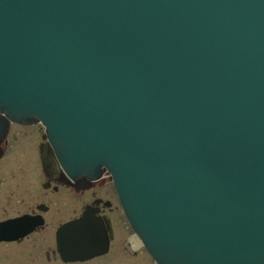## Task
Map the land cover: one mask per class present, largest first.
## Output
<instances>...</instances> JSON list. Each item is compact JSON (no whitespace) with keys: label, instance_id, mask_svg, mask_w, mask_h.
Wrapping results in <instances>:
<instances>
[{"label":"water","instance_id":"obj_1","mask_svg":"<svg viewBox=\"0 0 264 264\" xmlns=\"http://www.w3.org/2000/svg\"><path fill=\"white\" fill-rule=\"evenodd\" d=\"M6 120L106 168L158 264H264V0H0Z\"/></svg>","mask_w":264,"mask_h":264},{"label":"flooded vegetation","instance_id":"obj_2","mask_svg":"<svg viewBox=\"0 0 264 264\" xmlns=\"http://www.w3.org/2000/svg\"><path fill=\"white\" fill-rule=\"evenodd\" d=\"M43 137L38 124L12 123L0 142V264H154L121 214L107 176L86 189L65 187ZM9 154L30 155L34 165L25 170ZM26 176L34 188L17 182ZM69 221L78 230L73 259L62 254L63 242L56 244L57 229Z\"/></svg>","mask_w":264,"mask_h":264},{"label":"rangeland","instance_id":"obj_3","mask_svg":"<svg viewBox=\"0 0 264 264\" xmlns=\"http://www.w3.org/2000/svg\"><path fill=\"white\" fill-rule=\"evenodd\" d=\"M24 151H25V149H24ZM29 152V154H31V151H28ZM11 154V153H10ZM8 155V157H9V159H11L15 164H19L20 165V163L22 164V167L25 169V170H28L29 168H31V165L33 164V161L32 160H34L30 155H27V156H22V155H20V156H17L16 154H13V155ZM25 154H26V152H25ZM7 157V158H8ZM27 158H28V160H27ZM34 165V164H33ZM16 167H21V166H16ZM22 174H24L23 172H22ZM30 181H29V180ZM21 180V183L23 184H25L26 185V187L27 188H29V189H32V188H34V185H35V183L34 182H32L31 180L32 179H30L28 176H26V177H21V178H19L18 179V181L17 182H19ZM33 185V186H32ZM71 197H69V196H64V200H65V203H66V205H73V203L71 202ZM66 215H68V214H65V216Z\"/></svg>","mask_w":264,"mask_h":264}]
</instances>
